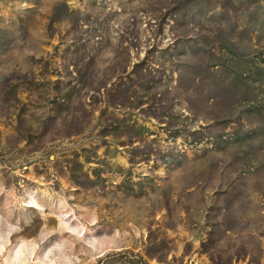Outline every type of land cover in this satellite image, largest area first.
Wrapping results in <instances>:
<instances>
[{"label": "rangeland", "instance_id": "374dc122", "mask_svg": "<svg viewBox=\"0 0 264 264\" xmlns=\"http://www.w3.org/2000/svg\"><path fill=\"white\" fill-rule=\"evenodd\" d=\"M0 243L264 264V0H0Z\"/></svg>", "mask_w": 264, "mask_h": 264}, {"label": "bare ground", "instance_id": "6f19581e", "mask_svg": "<svg viewBox=\"0 0 264 264\" xmlns=\"http://www.w3.org/2000/svg\"><path fill=\"white\" fill-rule=\"evenodd\" d=\"M33 202L31 204H34L35 198L31 196ZM77 220V219H76ZM70 221L67 222L68 229L72 232H74V229H72V226L70 225ZM4 244V243H3ZM1 247V243H0ZM24 247H21V244L13 247L11 250L13 251V255L10 257L9 260H6L8 264H20L21 262L25 261V259L22 261V258L25 257V252L23 251ZM1 252V250H0ZM21 261V262H20Z\"/></svg>", "mask_w": 264, "mask_h": 264}]
</instances>
